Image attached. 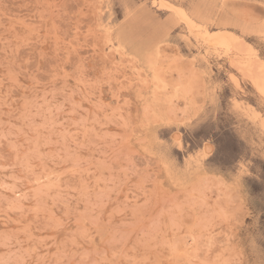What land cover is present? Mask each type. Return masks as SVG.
<instances>
[{"label":"rangeland","instance_id":"obj_1","mask_svg":"<svg viewBox=\"0 0 264 264\" xmlns=\"http://www.w3.org/2000/svg\"><path fill=\"white\" fill-rule=\"evenodd\" d=\"M262 29L264 0H0V264H264Z\"/></svg>","mask_w":264,"mask_h":264},{"label":"bare ground","instance_id":"obj_2","mask_svg":"<svg viewBox=\"0 0 264 264\" xmlns=\"http://www.w3.org/2000/svg\"><path fill=\"white\" fill-rule=\"evenodd\" d=\"M186 17V16H185ZM186 20H187V23H188V25L190 26V27H194V26H196L195 24H196V21H195V19L194 18H192V17H186ZM227 31L226 30H222L221 31V34H222V36H221V39H228V40H230V41H234L235 39H233V37H232V35L231 34H229V33H226ZM223 33H225V34H223ZM254 64L253 63H250V64H246V65H244L243 66V68H241L240 67V72H243V73H247V74H249L250 76H251V78H252V82H253V85H254V87L262 94V95H264V93H262L261 92V86L262 85H264V82H262L259 78H256V77H254L253 76V73L251 72V70L253 69V67H251V66H253ZM254 70V69H253ZM248 71V72H247Z\"/></svg>","mask_w":264,"mask_h":264},{"label":"snow or ice","instance_id":"obj_3","mask_svg":"<svg viewBox=\"0 0 264 264\" xmlns=\"http://www.w3.org/2000/svg\"><path fill=\"white\" fill-rule=\"evenodd\" d=\"M162 7H164L165 5H161ZM179 12V10H176ZM180 15H183L182 12L179 13ZM186 19V17H185ZM261 37L264 38V29L261 30V33H260ZM249 53H250V58L253 59V60H256V59H259L260 56H264V51L260 52L259 54L256 53V51L254 49H252L251 47H249ZM262 63H264V61H262ZM229 81L234 84L236 87H239V81L237 80L236 76H230L229 77ZM261 92L264 93V85L261 86ZM220 149L221 150H225L227 149V144H223L222 146H220ZM206 151H208V149L206 148L205 149ZM234 183L236 184H240L241 183V177L240 176H237L234 178L233 180Z\"/></svg>","mask_w":264,"mask_h":264},{"label":"crops","instance_id":"obj_4","mask_svg":"<svg viewBox=\"0 0 264 264\" xmlns=\"http://www.w3.org/2000/svg\"><path fill=\"white\" fill-rule=\"evenodd\" d=\"M222 15H223V17L227 16V14H226V15H225V14H222ZM220 22H221V21H220ZM220 24L223 25V26L225 25L224 22H221ZM166 35H167V34H166ZM162 41H164V39L160 40L159 42H162Z\"/></svg>","mask_w":264,"mask_h":264}]
</instances>
